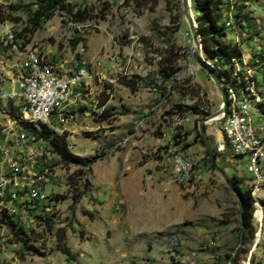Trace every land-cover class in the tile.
<instances>
[{
	"label": "rangeland",
	"instance_id": "rangeland-1",
	"mask_svg": "<svg viewBox=\"0 0 264 264\" xmlns=\"http://www.w3.org/2000/svg\"><path fill=\"white\" fill-rule=\"evenodd\" d=\"M74 1L100 8L106 3L109 10L104 20L82 24L79 34L58 13L31 44L53 51L69 66L81 47L86 50L90 84L66 121L48 128L65 136L69 151L85 165L62 164L46 142V163L33 172L45 176L48 207L55 211L48 221L43 214L32 218L34 228L21 236L27 245L10 228L0 229V264H264V183L255 196L250 237L246 227L242 232L237 197L197 138L199 121L216 113L222 99L197 62L205 60L202 52L194 58L182 0ZM219 1L224 40L243 51L233 77L250 75L257 81L261 101L252 123L264 134L258 107L264 105V0ZM36 4L0 0L3 15H11L0 22V37L6 26L21 31L28 19L27 11L11 7L34 5L36 10ZM190 9L194 17L192 4ZM243 17L249 28L242 27ZM76 35L82 42L73 49ZM172 46L181 57L172 79L163 81L160 64ZM8 55L0 54V73ZM121 79L132 82L137 92L120 85ZM4 86V92L11 90L10 83ZM17 109L0 102L1 143L16 122ZM220 128L214 121L206 130L215 129L218 139ZM177 143L189 146L185 155L194 163L193 179L186 184L173 178L167 156ZM216 164L230 180L241 179L242 188H249L247 159L220 155ZM60 238L70 259L57 251Z\"/></svg>",
	"mask_w": 264,
	"mask_h": 264
},
{
	"label": "built area",
	"instance_id": "built-area-1",
	"mask_svg": "<svg viewBox=\"0 0 264 264\" xmlns=\"http://www.w3.org/2000/svg\"><path fill=\"white\" fill-rule=\"evenodd\" d=\"M74 25L79 32L84 28L82 24ZM17 32L14 27L6 26L0 37V54L10 56L1 69L3 73L9 72V77L0 75V102H9L18 108L12 117L16 122L8 129L4 142H0V229L9 228L13 223L24 232L34 228L32 218L36 215L43 214L44 221H48L55 211V207H48L45 176L33 172L46 163L44 146L47 143L37 140L27 127L40 130L41 126L51 128L55 123L65 122L87 90L92 72L84 56L85 48H80L78 58L70 66L63 62L57 68L37 46L24 45L18 40ZM207 64L210 65L208 61ZM219 78L228 105L225 114L216 121L223 140L215 152L231 159H247V169L252 175L248 190L256 200V193L264 183V134L253 125L252 112L261 98L250 75L235 78L236 85L223 76ZM7 82L14 84L15 90L4 92ZM21 153L24 159L19 157ZM167 156L173 178L180 184L189 183L193 179L194 163L185 155L183 147L172 144Z\"/></svg>",
	"mask_w": 264,
	"mask_h": 264
},
{
	"label": "trees",
	"instance_id": "trees-1",
	"mask_svg": "<svg viewBox=\"0 0 264 264\" xmlns=\"http://www.w3.org/2000/svg\"><path fill=\"white\" fill-rule=\"evenodd\" d=\"M192 10L194 13V21L196 23V31L199 37V44L202 48V54L205 60L200 57L198 60L204 64V66L213 73H218L220 76H223L228 82L236 85V79L233 77L235 73V62L239 61L243 57V51L240 46L232 45L224 40L227 37L226 32L227 28L221 24V18L219 15L221 3L219 0H191ZM34 5H27L25 7H11V11H19L23 9L27 11L29 14L26 23L21 31L16 33V38L18 40H22L24 45H28L31 43L34 35L41 30L49 21H51L56 14H62L65 16L68 21L72 24H85L87 22H99L105 19L106 13L109 10V5L104 4L101 8L96 7L95 5H85L81 6L78 2L74 0H37V8L33 10L32 7ZM11 20V15L9 17H5L3 12L0 9V22L5 23L6 21ZM247 17H243L242 27L249 28ZM76 34H79V31L76 30ZM82 42L79 37L76 35L75 41H73V49L77 47L78 44ZM175 47L172 46L168 51V56L163 60L160 64L159 74L163 81L171 80L174 72L175 65L181 55L175 54ZM185 57V55H183ZM182 56V57H183ZM204 61H211L213 65H208ZM165 64V65H164ZM219 76V77H220ZM218 77V78H219ZM220 79V78H219ZM254 80V81H253ZM252 81L255 84H258L255 79ZM119 84L128 88L132 93L137 92V88L135 85L127 81L126 79L119 80ZM245 86V85H244ZM261 109L262 115L264 116V105H258ZM37 138V140H43L49 144V150L53 154L57 155L61 163L69 166V165H85L84 162L79 159V157L73 155L68 148V144L65 136L53 135L52 132L46 127L41 126V131H37V129L33 126L27 127ZM197 138L201 140L203 139L200 134L197 135ZM181 143H177L180 145ZM189 146L184 145V150ZM216 153V152H215ZM207 156L210 158L209 153ZM216 156H220L218 153ZM210 163H212L210 159ZM232 186L237 190L238 194L242 198L243 204V214H242V226L248 229V235L250 237L253 236L252 231V221H253V213H254V199L251 195V190L243 189L242 182L243 180L237 179L233 177L231 179ZM85 191H88V185L84 186ZM82 195L78 198L75 197L74 200L77 203L81 199ZM60 200V197H57ZM257 209H260L257 206ZM261 212V211H259ZM12 233H14L20 241L24 242L25 245L28 244L27 241L21 237L24 233L22 229L16 228V226L12 223L9 225ZM64 239L60 238L59 244L57 246V251L62 253L68 259L72 256L68 249L64 247ZM232 257L228 256V260Z\"/></svg>",
	"mask_w": 264,
	"mask_h": 264
},
{
	"label": "water",
	"instance_id": "water-1",
	"mask_svg": "<svg viewBox=\"0 0 264 264\" xmlns=\"http://www.w3.org/2000/svg\"><path fill=\"white\" fill-rule=\"evenodd\" d=\"M182 4H183V11H184V18H185V21L189 27V31H190V34L192 36V40H193V43H194V52H193V55H194V58H196V56L198 55L199 51H202V48L199 44V37H198V34H197V31H196V23L194 21V17L192 16V12H191V9H190V4H191V0H182ZM197 61V60H196ZM199 66L204 69L206 71V73L209 75V77L211 78V81L214 83L215 87L217 88V90L219 91L220 95H221V99H222V106L220 107V109L208 116V117H205L203 118L202 120L199 121V131H200V135L203 139V142L206 146V149L209 153V156H210V159L212 161V165L213 167L215 168V170L222 176V178L224 179V181L226 182L227 186L230 188V190L235 194V196L237 197L238 199V202H239V208H240V221L242 223V214H243V204H242V198L241 196L238 194L237 190L232 186V182L231 180L227 177V175L224 173V171H222L219 167H217V164H216V156L214 154V147L212 145V142L208 136V133H207V130H206V127L214 122V121H217L219 119V117H221L222 115L225 114V109L228 105V99H227V95L224 91V88L222 87L220 81H219V74L218 73H213L211 72L210 70H208L204 64L202 62H200L199 60L197 61ZM242 225V224H241ZM244 230V226L242 227V232ZM241 236H242V233H241Z\"/></svg>",
	"mask_w": 264,
	"mask_h": 264
},
{
	"label": "crops",
	"instance_id": "crops-1",
	"mask_svg": "<svg viewBox=\"0 0 264 264\" xmlns=\"http://www.w3.org/2000/svg\"><path fill=\"white\" fill-rule=\"evenodd\" d=\"M37 47H38V49L41 51V53L47 58V60L52 64V65H54L55 67H57V68H60L61 66H62V63L64 62L63 60H60L59 58H60V56L58 57V58H56L55 57V55H54V53H53V51H49V50H47L46 48H42L41 46H38V45H36ZM1 52V51H0ZM13 58V57H12ZM12 58H10V61L12 60ZM1 68V67H0ZM1 75H3L4 74V77H9V72H4V73H0ZM103 73H100V74H97V75H102ZM7 77V78H8ZM212 82V81H211ZM213 83V82H212ZM7 84H9V82H7ZM89 84H90V82H89ZM214 84V83H213ZM11 86H10V88H11V90L13 91V90H15V85L14 84H10ZM217 89V88H216ZM10 90V91H11ZM218 91V90H217ZM218 93H219V91H218ZM220 94V93H219ZM216 131H215V129H212V133L211 134H209L208 133V136H209V138L212 140L211 142L214 144V147L216 148L217 146H218V144H220L221 142H222V140H223V135L220 133V136L218 137V139H217V137H216V133H215ZM220 132V131H219Z\"/></svg>",
	"mask_w": 264,
	"mask_h": 264
}]
</instances>
